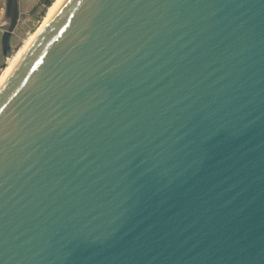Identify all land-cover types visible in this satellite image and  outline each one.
I'll list each match as a JSON object with an SVG mask.
<instances>
[{"label":"water","instance_id":"1","mask_svg":"<svg viewBox=\"0 0 264 264\" xmlns=\"http://www.w3.org/2000/svg\"><path fill=\"white\" fill-rule=\"evenodd\" d=\"M0 264H264V0H60L0 86Z\"/></svg>","mask_w":264,"mask_h":264},{"label":"rangeland","instance_id":"2","mask_svg":"<svg viewBox=\"0 0 264 264\" xmlns=\"http://www.w3.org/2000/svg\"><path fill=\"white\" fill-rule=\"evenodd\" d=\"M52 4L45 8L44 14L38 19V16L44 8L41 4V0H21L22 12L24 13V16L21 19L16 36L13 41L12 57L17 54V52L23 47L25 41L28 40V38L32 34H34L41 26ZM11 58H9L8 61ZM2 62L3 58L0 51V63ZM4 69L0 68V76L3 74Z\"/></svg>","mask_w":264,"mask_h":264},{"label":"bare ground","instance_id":"3","mask_svg":"<svg viewBox=\"0 0 264 264\" xmlns=\"http://www.w3.org/2000/svg\"><path fill=\"white\" fill-rule=\"evenodd\" d=\"M60 0H55V2L52 4V6L49 8V11L45 17V19L43 20V23L41 24V26L37 29V31L32 34L28 40L25 41L23 47L17 52L16 55H14L9 61L7 59V66L5 67L6 69H4L2 72L3 74L0 76V86L1 84L6 80V78L8 77V75L12 72L14 66L17 64V62L20 60V58L23 56V54L26 52V50L29 48V46L32 44V42L35 40V38L38 36L40 29L42 27V25L49 19V17L51 16V14L53 13V11L55 10L56 6L58 5Z\"/></svg>","mask_w":264,"mask_h":264},{"label":"trees","instance_id":"4","mask_svg":"<svg viewBox=\"0 0 264 264\" xmlns=\"http://www.w3.org/2000/svg\"><path fill=\"white\" fill-rule=\"evenodd\" d=\"M53 2L54 0H41V4L43 5L44 8L42 12L40 13V15L38 16V19L44 14L45 8L50 6Z\"/></svg>","mask_w":264,"mask_h":264},{"label":"crops","instance_id":"5","mask_svg":"<svg viewBox=\"0 0 264 264\" xmlns=\"http://www.w3.org/2000/svg\"><path fill=\"white\" fill-rule=\"evenodd\" d=\"M2 15H3V0H0V21L2 19Z\"/></svg>","mask_w":264,"mask_h":264},{"label":"built area","instance_id":"6","mask_svg":"<svg viewBox=\"0 0 264 264\" xmlns=\"http://www.w3.org/2000/svg\"><path fill=\"white\" fill-rule=\"evenodd\" d=\"M7 61V60H6ZM6 66H7V62H6Z\"/></svg>","mask_w":264,"mask_h":264}]
</instances>
